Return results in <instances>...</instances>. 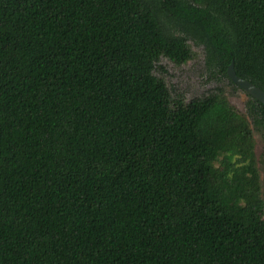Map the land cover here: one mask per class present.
<instances>
[{"label": "trees", "instance_id": "16d2710c", "mask_svg": "<svg viewBox=\"0 0 264 264\" xmlns=\"http://www.w3.org/2000/svg\"><path fill=\"white\" fill-rule=\"evenodd\" d=\"M191 41L264 90V0H0V264H264L248 117L155 72Z\"/></svg>", "mask_w": 264, "mask_h": 264}, {"label": "rangeland", "instance_id": "374dc122", "mask_svg": "<svg viewBox=\"0 0 264 264\" xmlns=\"http://www.w3.org/2000/svg\"><path fill=\"white\" fill-rule=\"evenodd\" d=\"M191 43L195 52L191 60L178 65L169 58L163 57L158 63L156 74L165 79L173 93H180L187 100L222 88L231 103L250 121L256 141L257 162L261 176L264 177V131L255 124L248 112L250 95L244 89L233 86L228 78L220 75L214 67L207 64L205 49L202 45L194 44L193 41Z\"/></svg>", "mask_w": 264, "mask_h": 264}, {"label": "water", "instance_id": "95a60500", "mask_svg": "<svg viewBox=\"0 0 264 264\" xmlns=\"http://www.w3.org/2000/svg\"><path fill=\"white\" fill-rule=\"evenodd\" d=\"M229 78L240 88L244 89L250 96L264 103V90L255 83L239 76L235 70L234 62H232L227 70Z\"/></svg>", "mask_w": 264, "mask_h": 264}]
</instances>
